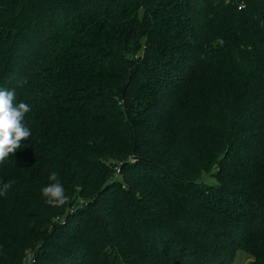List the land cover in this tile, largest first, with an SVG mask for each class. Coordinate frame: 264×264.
Listing matches in <instances>:
<instances>
[{
	"label": "trees",
	"instance_id": "16d2710c",
	"mask_svg": "<svg viewBox=\"0 0 264 264\" xmlns=\"http://www.w3.org/2000/svg\"><path fill=\"white\" fill-rule=\"evenodd\" d=\"M0 88L31 109L30 137L0 162V185L16 182L0 196V264H28L26 249L31 264H91L65 244L87 217L85 247L115 264H211L214 239L264 264V0H0ZM52 172L75 200L45 221L25 208ZM129 172L154 191L143 207ZM77 198L107 205L93 219ZM131 233L151 254L124 257Z\"/></svg>",
	"mask_w": 264,
	"mask_h": 264
},
{
	"label": "rangeland",
	"instance_id": "374dc122",
	"mask_svg": "<svg viewBox=\"0 0 264 264\" xmlns=\"http://www.w3.org/2000/svg\"><path fill=\"white\" fill-rule=\"evenodd\" d=\"M139 17H140V15H139ZM153 100H155V99H153ZM148 113L149 114H146V115H139V114L134 112L133 122H132L133 126L132 127L134 129H136V131L138 132L137 135L139 137L146 136V132L149 133V131L147 130V125L150 123L148 121V115L150 116L152 114V112L148 111ZM165 127L166 126L164 125V128ZM21 160L23 161L22 157H20V161ZM126 175H127V178L129 179L128 183H137V181L135 179L134 180H130V177H131V173L130 172L127 173ZM213 180H214V177L211 176L210 177V181H213ZM104 181H105V183H104ZM106 183H107L106 179L102 180V178H100V179L96 180V184H95V192L96 193L95 194L99 195V193H101L100 191L102 189H104L105 187H107ZM123 183L126 184L125 181H123ZM137 185H140V187L143 189V191L141 193L142 194V199L139 200L140 207H143L146 204L148 198H150L152 196V194L154 195V191H152V190L149 191L148 187H144L145 185L138 184V183H137ZM121 188H122V186H121ZM36 189H37V187L34 186L33 190L38 191V189L37 190ZM115 189L116 188H114L112 186L107 187L104 190V192L99 195L100 196L99 197L100 199L98 198L99 201L100 200H104V201L107 202V204L116 205V207H118L120 205V201L122 200L123 196H122V193L119 192V190H115ZM38 193L39 192H34L33 194L37 195ZM33 194L30 196V198L28 200V203H31V202L34 201L35 196L32 197ZM66 194L70 197V199H69V202L66 203L63 206H52V205H49V204L45 203V199L46 198L43 197L42 198V203L43 204H41V206L35 207L33 209L31 207H28L27 204H26L25 210H27V211H29L31 213L40 212V214L43 215L44 218H46V219H44L45 221H48L47 219H49V218H51V221H58L59 220V214L64 213V210L66 208H68V205L70 204L71 200L75 197V195L71 196L70 193L66 192ZM218 195H220V193H218ZM73 200H75V199H73ZM77 201H79L83 205V207H85V209H87L89 207L90 211H92V212L95 211V209L92 208L91 205H88L85 200H83L81 198H77ZM107 204L102 205L100 207V210L98 211L97 214H95V212H94V218L93 219H95V216L96 217L102 216V214H103V209L102 208L105 207V205H107ZM48 209H52L53 212L52 213L49 212ZM116 212L119 213V211H117V210H116ZM122 212L126 214V213L130 212V210L128 208H122ZM16 214H17V212H16ZM156 216H157L158 220H161L163 218L162 213H159ZM7 218L8 219L10 218L9 220H7L9 222L12 220V217H5V220ZM13 218H16V216L13 217ZM86 219L89 220V217L83 219V224L81 226H79V225L77 226L76 225V226H72L70 228L71 230L68 231V237L65 239V244H68L71 247L73 246L74 251L80 248V250H79L81 252L80 256L81 257H85L86 259H90L91 260V264H115V259H110L109 256H107V255L100 256V257L96 258L95 257V250H89V248L85 247V245L87 244L88 235L92 231H95V230H92L90 228L92 226L91 222L87 221ZM79 220H77V221H79ZM77 221L75 220L76 224H77ZM124 221H126V220H124ZM25 224H26V226L30 227L31 229H33L37 225L36 221H34V220H31V221L28 220V221L25 222ZM70 224H72V222H70L69 225ZM232 225H238V224L233 223ZM50 227H52V226H50ZM38 231H39V228H34V232H38ZM6 233H7V231H6ZM223 233L225 234L224 231L223 232L221 231L218 234L222 235ZM8 234H9V236L11 238L12 233L10 231H8ZM79 234L81 235L79 243L78 244H73L71 239H75L76 240L75 236H77ZM242 234H243L242 230H235L234 232H232L231 235L233 236V238L236 237L237 239H240ZM131 235L133 236V237H130V240H132V242L127 245V252H125V254H124V257L128 261H129L130 258H132L131 261L137 259V256L141 254V251H143V252H145L147 254H151L152 249L145 248L144 246H140L139 245V243L144 241L143 238H139L138 239V235L137 234L134 235V234L131 233ZM227 235H230V234L227 233ZM158 239H159V236L157 235L156 238H155L156 244L158 243ZM214 242H215V246H217V247L222 249V252H221V254H220V256L218 258H216L214 261L210 262L211 264H214V262L216 260H218V261L222 260L223 264H253L254 263V257L249 252H247L246 249H241L238 246H236V242L233 241L234 243L232 244V242H229V241L221 242L220 240H217V239H214ZM122 244L124 245V247H126L125 242H123ZM12 246L9 245V251H11ZM75 248H77V249H75ZM135 248L136 249H141V251H137V250H135ZM105 249H106V247H105ZM86 252H87V254H85ZM155 255H157V253H155ZM157 256H159V255H157ZM23 258H24V261H26V263H28V264L33 263L34 260H35L34 257H32V253L30 251H28L27 249L25 250Z\"/></svg>",
	"mask_w": 264,
	"mask_h": 264
},
{
	"label": "clouds",
	"instance_id": "9594fccd",
	"mask_svg": "<svg viewBox=\"0 0 264 264\" xmlns=\"http://www.w3.org/2000/svg\"><path fill=\"white\" fill-rule=\"evenodd\" d=\"M15 90L0 88V162L5 161L9 154L20 149L22 141L28 140L31 131L23 123L25 114L31 109L24 102L14 103ZM49 183L42 189L45 203L52 206H63L69 202L70 197L60 182L57 173L52 172ZM15 181H8L0 185V196H7L9 189Z\"/></svg>",
	"mask_w": 264,
	"mask_h": 264
}]
</instances>
